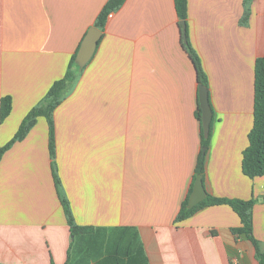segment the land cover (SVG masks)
Here are the masks:
<instances>
[{
    "label": "crops",
    "instance_id": "crops-1",
    "mask_svg": "<svg viewBox=\"0 0 264 264\" xmlns=\"http://www.w3.org/2000/svg\"><path fill=\"white\" fill-rule=\"evenodd\" d=\"M109 0H0V148L64 78ZM187 32L208 77L213 126L204 186L257 200L264 251V177L242 171L254 124L255 65L264 57V0H188ZM199 82L175 0H126L107 20L90 62L54 110L0 160V264L127 263L142 244L150 264H257L233 234L239 216L208 206L176 222L203 151ZM59 178L53 176V164ZM77 225L74 237L62 203Z\"/></svg>",
    "mask_w": 264,
    "mask_h": 264
},
{
    "label": "trees",
    "instance_id": "trees-1",
    "mask_svg": "<svg viewBox=\"0 0 264 264\" xmlns=\"http://www.w3.org/2000/svg\"><path fill=\"white\" fill-rule=\"evenodd\" d=\"M126 0H109L108 3L104 6L102 11L97 17L94 27L98 28L102 34L105 29L107 20L112 12L122 7ZM177 13L180 19V22H186L188 16V0H175ZM103 37V35H102ZM85 38V37H84ZM102 39V38H101ZM186 42L183 38V46L190 58L192 59L197 75L198 82L200 85H204L209 90V81L208 77L202 67L201 61L195 50L193 49L188 32L186 30ZM100 43V42H99ZM81 46V45H80ZM80 47L76 53L72 56L71 61L68 66V70L64 78L56 81L50 88L45 99L35 108H33L27 116L22 121L17 133L8 142L5 146L0 148V160L3 155L17 142L25 138L27 133L36 123V119L39 116H45L48 120L50 127V154L52 159H55V135H54V120L53 113L54 110L62 103L63 99L66 96V93L76 78L79 71V66L76 63V57L79 52ZM210 98V94H209ZM211 103V102H210ZM12 112V97L6 96L1 99L0 102V122L3 123ZM197 117L202 123V111L200 105L198 107ZM212 126L208 138L204 137L202 129V148L208 149L210 145V140L212 136ZM249 144L243 152L242 159V171L245 176L250 179H255L256 177H264V57H259L256 60L255 65V103H254V124L248 135ZM205 160H206V151H202L199 158L195 178L198 175H205ZM53 176L57 185L60 181L56 173L55 163L53 164ZM194 185H192L190 194L183 202L180 212L177 216L176 222H182L191 216H193L200 209L208 206H220L227 205L239 216L241 220V226L233 229V234L236 236H242L250 240L256 250V259L257 264H264V251L261 250L260 245L257 239L254 236V227H253V209L257 202L256 199L251 198L249 200L237 199V198H224V197H214L207 193V198L195 206L192 209H189L188 204L190 200L191 193L193 191ZM62 203L64 210L68 219V224L71 230V233L74 237L83 234H89L93 231V228L83 227L76 224L73 215L70 210L69 202L62 197ZM127 257V263H124L119 259V263L116 264H150L148 257L144 252L142 244L135 250L125 251L123 254Z\"/></svg>",
    "mask_w": 264,
    "mask_h": 264
},
{
    "label": "water",
    "instance_id": "water-1",
    "mask_svg": "<svg viewBox=\"0 0 264 264\" xmlns=\"http://www.w3.org/2000/svg\"><path fill=\"white\" fill-rule=\"evenodd\" d=\"M182 32H183V38L186 42V30H187V24L186 22H181ZM102 32L96 28L91 27L85 38L83 39L79 52L76 57V63L78 64L80 69H83L93 58L97 47L99 45V42L102 38ZM199 102H200V108L202 111V129L203 134L205 138L209 137L210 130H211V124L213 121V109L210 103L209 98V90L204 86H199ZM203 151H206V148H203ZM207 198V191L204 186L203 182V176L198 175L196 177L193 191L190 196L188 207L189 209L194 208L201 202H203Z\"/></svg>",
    "mask_w": 264,
    "mask_h": 264
}]
</instances>
